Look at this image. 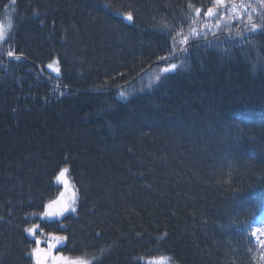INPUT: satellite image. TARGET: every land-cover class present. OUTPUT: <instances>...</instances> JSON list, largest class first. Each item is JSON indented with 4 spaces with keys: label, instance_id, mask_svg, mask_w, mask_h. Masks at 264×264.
I'll use <instances>...</instances> for the list:
<instances>
[{
    "label": "trees",
    "instance_id": "obj_1",
    "mask_svg": "<svg viewBox=\"0 0 264 264\" xmlns=\"http://www.w3.org/2000/svg\"><path fill=\"white\" fill-rule=\"evenodd\" d=\"M225 1L218 16L240 8ZM214 4L0 0V264H34V223L92 264H264L247 231L264 201V31H209ZM64 167L79 201L60 228L31 214Z\"/></svg>",
    "mask_w": 264,
    "mask_h": 264
},
{
    "label": "snow or ice",
    "instance_id": "obj_2",
    "mask_svg": "<svg viewBox=\"0 0 264 264\" xmlns=\"http://www.w3.org/2000/svg\"><path fill=\"white\" fill-rule=\"evenodd\" d=\"M257 2L264 7V0H257ZM12 3H15V0H12ZM225 0H215V4L213 7H209L207 11L204 13L205 16L212 17L214 15L218 16V13L215 11L216 6L223 7ZM243 6V5H242ZM111 7V5H108ZM251 7V5H248ZM233 11L235 8L233 7ZM201 9L197 8L196 13L199 15ZM116 15L121 16L124 20L128 22H132L134 17L131 11L121 13L117 11ZM249 20L251 21V16H249ZM258 25L252 24L251 30H257ZM179 35V33H178ZM6 33L3 30L2 26H0V42L5 41ZM175 40V37L173 38ZM180 44L187 45L188 38L184 37L182 40L179 41ZM8 57H14L15 59H20L13 51H7ZM167 59V58H164ZM49 69H53L57 73H59L60 69L58 67L53 68V64H49L47 66ZM178 69V65L175 63L169 62L167 66L161 69V71L165 74L175 72ZM160 77L157 76L156 80L160 81ZM121 98H124V93L120 94ZM69 169L67 167L60 168L58 173L55 176V181L58 185L62 186V190L59 191L58 195L53 198L49 199L47 203L43 205V211L40 213L33 212L31 215H39L41 219H55L59 222L60 228H64L65 225L63 224L61 218H66V214H75L77 213V206L79 201V190L76 188L75 184H72L68 178ZM72 192L71 198L66 199L65 195L66 192ZM255 223V219L253 220L252 224ZM252 224L249 225L251 228V236L256 239V241L264 247V239L260 237L264 236V227H253ZM39 231V234H37ZM24 232L27 233L29 236L34 238L35 246L31 248L30 256L33 259L34 264H92V260L82 259L77 257L75 259L66 257L58 252L57 255H53V251L65 246L68 237L66 235H57L53 232L44 233V229L40 227V224L34 223L29 227L24 228ZM43 237V239H42ZM46 244V247H41V245ZM95 259V258H94ZM166 258L161 257L160 260H164ZM99 264V261H97ZM148 264H159V262L153 258L148 261Z\"/></svg>",
    "mask_w": 264,
    "mask_h": 264
},
{
    "label": "clouds",
    "instance_id": "obj_3",
    "mask_svg": "<svg viewBox=\"0 0 264 264\" xmlns=\"http://www.w3.org/2000/svg\"><path fill=\"white\" fill-rule=\"evenodd\" d=\"M254 3L255 2H253L251 0H249V1L248 0H241L240 1V8H243L244 9L247 18H244V17L243 18L240 17V19L238 18L237 11L240 8L237 7V10L236 11H230L228 9L225 13H222L220 16H218L214 21H217L218 18L224 16L226 18V20H221L220 22L226 21V24H228V26L231 23H234V25H235L236 24V21H238V23H239L238 26L246 25L248 22H250V24L257 23L256 25H258V28L255 31H264V7H262L261 5L260 6L254 5ZM226 4L227 3L225 1L224 6ZM248 4L254 5L253 8L250 11L248 10V7H246V5H248ZM228 7H230V6H228ZM255 10H257L256 13H254ZM227 12H228V15H227ZM249 16H251V21L249 20ZM192 28L194 29V25H192ZM230 30H233V29L230 28L228 31H230Z\"/></svg>",
    "mask_w": 264,
    "mask_h": 264
},
{
    "label": "rangeland",
    "instance_id": "obj_4",
    "mask_svg": "<svg viewBox=\"0 0 264 264\" xmlns=\"http://www.w3.org/2000/svg\"><path fill=\"white\" fill-rule=\"evenodd\" d=\"M254 5L260 6V4L258 2L257 3H254ZM254 5H251V7H248V10L250 11L253 8ZM233 7L235 8L234 11H236L238 6L237 5H230L229 10L230 11H233L232 10ZM256 12H257V10L254 11V13H256ZM237 13H238V18H240V17L246 18L247 17L243 8L238 9ZM227 15H228V12H227ZM211 22L213 24V29H209V31H224L225 28H226L225 27L226 26V24H225L226 21H223V22H220V21H211ZM0 26H2L3 30L5 31V33H8L7 30L10 29V24H9V20H8V18L6 16H4L0 20ZM61 190H62V186H61ZM71 195H72V192L70 190V191L66 192L65 198L66 199L71 198ZM41 246L42 247H46V244H42ZM57 254H58V252H56L54 250L53 251V255H57ZM60 254L68 257L66 254H63V253H60Z\"/></svg>",
    "mask_w": 264,
    "mask_h": 264
}]
</instances>
